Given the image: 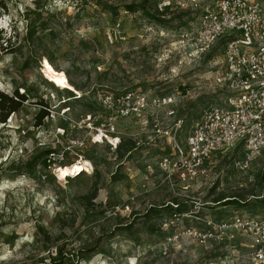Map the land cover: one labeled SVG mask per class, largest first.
Instances as JSON below:
<instances>
[{
	"label": "rangeland",
	"instance_id": "rangeland-1",
	"mask_svg": "<svg viewBox=\"0 0 264 264\" xmlns=\"http://www.w3.org/2000/svg\"><path fill=\"white\" fill-rule=\"evenodd\" d=\"M197 1L0 0V30L11 38L4 47L0 40V91L27 98L0 120V264H255L244 236L162 252L178 225L201 224L174 221L179 211L217 221L264 215V151L244 170L234 163L240 148L218 153L205 176L172 185L156 164L171 152L169 138L152 124L120 121V150L92 143L87 124L104 114L98 91L180 92L184 142L204 107L228 103V82L217 81L226 73L222 40L201 62L182 66L179 36L214 0ZM51 68L73 88L56 86ZM42 102L49 115L38 124ZM78 162L90 166L58 174Z\"/></svg>",
	"mask_w": 264,
	"mask_h": 264
},
{
	"label": "built area",
	"instance_id": "built-area-1",
	"mask_svg": "<svg viewBox=\"0 0 264 264\" xmlns=\"http://www.w3.org/2000/svg\"><path fill=\"white\" fill-rule=\"evenodd\" d=\"M189 1L198 6L197 0ZM108 40L116 41L110 33ZM221 40L226 73L217 81L219 84L228 82L232 95L228 103L204 107L186 141L179 139L183 122L177 119L179 98L183 96L180 92L161 95L130 89L123 93L97 92L96 100L104 114L97 122L90 121L92 116L88 119L89 128L94 129L91 142L118 149L123 143L120 121L135 118L142 125L152 124L156 136L169 138L171 152L158 157L156 164L172 185L177 181L186 185L205 176L207 165L216 154L237 148L242 150V157L234 161L235 167L248 168L264 151L263 4L258 0H214L179 36V50L184 53L182 66L201 62ZM49 154V161L55 159V151ZM147 169L152 170V165L148 164ZM173 216L174 221L192 218L201 224L178 225L163 247L164 255L169 254V247L182 250L185 244L194 243L210 248L244 236L250 237L252 242L246 257L255 264H264V215H235L217 221L202 217L199 210H189ZM167 224L170 227V223Z\"/></svg>",
	"mask_w": 264,
	"mask_h": 264
},
{
	"label": "trees",
	"instance_id": "trees-1",
	"mask_svg": "<svg viewBox=\"0 0 264 264\" xmlns=\"http://www.w3.org/2000/svg\"><path fill=\"white\" fill-rule=\"evenodd\" d=\"M0 40L2 41V46L4 47V43H11V38H6L3 35V31L0 30ZM74 86V84H72ZM27 100L26 95L19 93L17 90L14 91V93L12 95H8V94H4L0 91V120L3 122H6L7 118H9V116L18 111L22 105V103ZM43 104V108L41 110V112L38 115L37 118V123L40 124L43 120V118H45L46 116L49 115V107H48V103H44ZM123 143L120 145V147L118 148L119 150L122 148ZM51 152V151H50ZM49 152V153H50ZM180 207V205H178V208Z\"/></svg>",
	"mask_w": 264,
	"mask_h": 264
},
{
	"label": "bare ground",
	"instance_id": "bare-ground-1",
	"mask_svg": "<svg viewBox=\"0 0 264 264\" xmlns=\"http://www.w3.org/2000/svg\"><path fill=\"white\" fill-rule=\"evenodd\" d=\"M47 76L56 86L60 88H71V89L73 88V86L68 82L67 75L63 71H58L54 68H51ZM82 162L74 163L69 167L58 166L57 168L58 174L71 175V174H75L78 170L83 169L85 165H88V167L90 166L88 162L85 163Z\"/></svg>",
	"mask_w": 264,
	"mask_h": 264
}]
</instances>
